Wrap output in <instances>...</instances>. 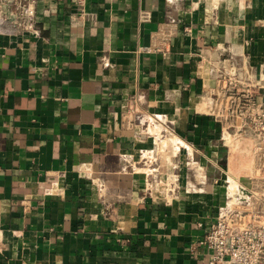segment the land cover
Segmentation results:
<instances>
[{
  "label": "crops",
  "instance_id": "obj_1",
  "mask_svg": "<svg viewBox=\"0 0 264 264\" xmlns=\"http://www.w3.org/2000/svg\"><path fill=\"white\" fill-rule=\"evenodd\" d=\"M34 18L0 13V264H205L256 144L216 75L235 65L264 103V0H36Z\"/></svg>",
  "mask_w": 264,
  "mask_h": 264
},
{
  "label": "built area",
  "instance_id": "obj_2",
  "mask_svg": "<svg viewBox=\"0 0 264 264\" xmlns=\"http://www.w3.org/2000/svg\"><path fill=\"white\" fill-rule=\"evenodd\" d=\"M165 2L175 7L178 0ZM35 4L36 0H0V13L11 20L17 31H27L34 28ZM175 23L176 19L169 16L167 26ZM172 33L169 29L162 31L158 43L140 47L138 51L164 53ZM216 82L220 97L226 100L215 104H219V108L227 106V114L232 118H246L256 144L250 172L244 177H226L225 202L219 207L215 220L205 227L202 239L209 251L205 264H264V103L255 105L251 86L243 97L236 93L240 77L233 64L217 73ZM221 114L217 109L216 115ZM229 128L230 125L221 132V140L228 150L229 144L238 137ZM229 177L236 181L231 190Z\"/></svg>",
  "mask_w": 264,
  "mask_h": 264
},
{
  "label": "rangeland",
  "instance_id": "obj_3",
  "mask_svg": "<svg viewBox=\"0 0 264 264\" xmlns=\"http://www.w3.org/2000/svg\"><path fill=\"white\" fill-rule=\"evenodd\" d=\"M244 138H245L244 136L242 138L235 137V139L233 140L234 142H237L239 152L240 153L243 152L241 154L242 156L238 153H234L231 150H229L230 151V157H232V158H230V163L234 162V167H232V171L237 173V174L240 173V170H242L240 168L241 166H239V165H241L240 163H242V166L244 165V167L247 166V164L249 163L250 157H251V149H249V147L246 145V142H243V141H245ZM229 148H230V146H229ZM227 149L228 148H226V150ZM235 158H237V160H235ZM245 169H243V170H245Z\"/></svg>",
  "mask_w": 264,
  "mask_h": 264
},
{
  "label": "bare ground",
  "instance_id": "obj_4",
  "mask_svg": "<svg viewBox=\"0 0 264 264\" xmlns=\"http://www.w3.org/2000/svg\"><path fill=\"white\" fill-rule=\"evenodd\" d=\"M175 139V138H174ZM174 139H173V144L175 143L174 142ZM178 142H179V140H177ZM172 142V141H171ZM165 143V142H164ZM177 143V142H176ZM170 144V143H169ZM172 144V143H171ZM176 145V144H175ZM174 155V154H173ZM235 184H236V182L235 181H230V186H229V188H230V190L231 189H234V187H235Z\"/></svg>",
  "mask_w": 264,
  "mask_h": 264
}]
</instances>
